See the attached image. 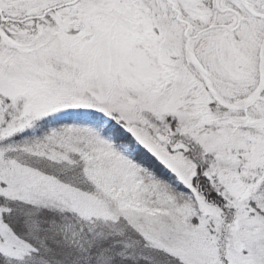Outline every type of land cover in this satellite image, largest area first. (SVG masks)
<instances>
[{
  "label": "snow or ice",
  "instance_id": "1",
  "mask_svg": "<svg viewBox=\"0 0 264 264\" xmlns=\"http://www.w3.org/2000/svg\"><path fill=\"white\" fill-rule=\"evenodd\" d=\"M0 264H264V0H0Z\"/></svg>",
  "mask_w": 264,
  "mask_h": 264
}]
</instances>
